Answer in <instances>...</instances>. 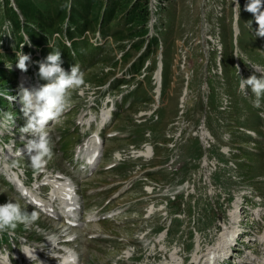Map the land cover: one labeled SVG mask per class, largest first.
<instances>
[{"label": "rangeland", "instance_id": "rangeland-1", "mask_svg": "<svg viewBox=\"0 0 264 264\" xmlns=\"http://www.w3.org/2000/svg\"><path fill=\"white\" fill-rule=\"evenodd\" d=\"M113 1L0 0V123L6 114L15 117L0 129L2 142L20 139L27 122L21 85L48 83L38 71L49 53L61 52L66 72L77 64L83 73L60 122H49L53 155L46 165L34 167L29 157L0 160V204L11 200L38 213L28 227L0 231V257L9 252L20 264L28 247L36 255L31 264L48 254L59 264V251L74 255L75 264H164L171 254L193 264L225 230L244 242L231 260L261 257L264 97L253 107L255 97L250 89L241 93L239 81L261 75L251 66L264 69V38L244 10L248 0H238L239 16L235 0H146L143 16L138 0H122L119 10ZM20 53L30 56L27 72L17 67ZM107 111L110 122L100 129ZM97 132L101 159L89 175L76 152ZM147 148L150 158L137 157ZM9 170L44 201L49 175L70 179L81 206L78 227L61 228L65 218L30 206Z\"/></svg>", "mask_w": 264, "mask_h": 264}, {"label": "clouds", "instance_id": "clouds-1", "mask_svg": "<svg viewBox=\"0 0 264 264\" xmlns=\"http://www.w3.org/2000/svg\"><path fill=\"white\" fill-rule=\"evenodd\" d=\"M235 3L239 16L238 0H235ZM244 10L254 17L257 25L256 36L264 38V0H248ZM248 24L251 27L252 21H249ZM29 60V55L20 53L17 67L22 72H27ZM61 64V52L59 50L52 51L44 61L39 62L38 75L48 83L33 89L25 88L23 85L20 88V103L22 105L20 111L27 120L26 124L19 128L20 140L23 141L32 165L38 168H43L53 155L49 140V122L51 125L60 122L61 117L70 107V90L83 82V73L79 65H73L70 72H66ZM251 67L259 71L261 75L259 77L251 75L247 79L240 78L239 90L247 95V90L250 89L255 97L252 102L253 107L259 108L261 98L264 97V69L255 65ZM7 99L15 98L9 96ZM14 120L15 117L6 114L5 121L0 123V129H6L9 124L14 125ZM26 136L31 138L26 139ZM18 155H22L21 151L18 152ZM37 219V211L33 210L29 213L16 202L9 200L0 204V231L14 229L17 224H24L25 227H28ZM25 254L32 259L30 254Z\"/></svg>", "mask_w": 264, "mask_h": 264}, {"label": "bare ground", "instance_id": "bare-ground-1", "mask_svg": "<svg viewBox=\"0 0 264 264\" xmlns=\"http://www.w3.org/2000/svg\"><path fill=\"white\" fill-rule=\"evenodd\" d=\"M158 78H159V74H158ZM33 88H37V87L36 86L30 87V89H33ZM110 116L111 115L109 111L105 112L102 115L101 124L107 123ZM80 122L82 123V126H85V129H87V127L88 129L90 128L91 121L85 119V120H80ZM202 135L207 136V133L203 132ZM92 136L89 139H87V141L83 144V146L78 148L76 152L77 159H85L88 169L96 167L97 161L98 159H100V153H101V145L98 142L99 140L98 135L94 134ZM13 152L14 151H11L10 149H2L0 147V159H8L9 157L12 158V157L17 156L16 154H13ZM96 153H98V156L94 158V155ZM151 154H152L151 150L147 148L145 152H139L137 154V157L144 156V157L150 158ZM115 158L119 159L117 156H115ZM6 176H8L10 182H12L13 187L20 188V190L24 189L26 196L27 197L29 196L31 199H33L31 200L30 204L35 203L34 200H36V201L41 202V206L44 208L43 210L49 211V209H51V213H50L52 215L51 217H55L56 220H60L61 218L69 219L70 221L79 220L78 216H79V211H80L81 206L79 203V197L77 195L76 188L70 179H67L65 176L60 175V174L49 175L45 182V185L50 189V193H49L50 201H44L43 199H41L40 196H38L40 198H35L37 197V195L32 189L30 193L23 187L24 184L20 180V175L18 173L12 172L11 170H9L7 171ZM61 223H63L60 226L62 228V227H67V226L71 227L73 222L62 221ZM66 230H70V228H67ZM232 235H234L233 231L225 230L221 234L220 238L218 239V242L216 243L215 248H213L214 250L208 251L207 254L204 256V258L203 257L199 258V255L196 253L193 257V264H225V263L228 264L229 262H231V260H229L231 258H227V255L231 254L232 252L231 250L233 249L232 245L237 244L240 241L239 239L238 240L236 239V232H235V240L232 242V238H233ZM259 240L261 244H264V233L261 235ZM55 241L57 240L56 239L49 240L48 244L50 248L54 247L51 244L55 243ZM241 241H243V239H241ZM250 246H253V245L250 244ZM25 253L30 254L32 258L35 257L34 259H36V255L28 247H25V249L22 250L23 256L20 257V264H31L30 263L31 258L26 256ZM57 253L63 254V256H61V259L58 261L59 264H75L76 260L74 261V257H73L74 255H72L68 251H65L64 253L59 251ZM10 255L11 254L9 252L2 255L0 257V264H14ZM49 257L52 259L50 260ZM56 259H57L56 257L48 254L46 256V260L41 261L39 264H54ZM238 259H239L238 264H264V252L261 257H255L254 259L252 258L253 260L249 259V257L247 256H243V257L240 256ZM23 260L25 261L24 263H23ZM80 261H81V257L79 256L77 258V262H80ZM164 264H179V263L177 262L175 258V254H171L170 261L168 263L165 262Z\"/></svg>", "mask_w": 264, "mask_h": 264}, {"label": "trees", "instance_id": "trees-1", "mask_svg": "<svg viewBox=\"0 0 264 264\" xmlns=\"http://www.w3.org/2000/svg\"><path fill=\"white\" fill-rule=\"evenodd\" d=\"M121 1L122 0H115V1H113V3H112L111 6L117 5L118 7H116V9H112V10H119V9H121L122 7L119 5V2H121ZM145 2H146V0H138V3L136 4L138 11H142V16H143L144 10H145V4H146ZM142 18H144V17H142ZM68 38H70V40H72L71 37H68ZM22 44L24 45V43H22ZM32 45L34 47H39L36 44H32ZM70 48H72V43H70Z\"/></svg>", "mask_w": 264, "mask_h": 264}]
</instances>
